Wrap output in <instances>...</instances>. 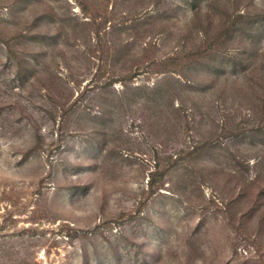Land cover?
<instances>
[{
  "label": "rangeland",
  "instance_id": "374dc122",
  "mask_svg": "<svg viewBox=\"0 0 264 264\" xmlns=\"http://www.w3.org/2000/svg\"><path fill=\"white\" fill-rule=\"evenodd\" d=\"M0 264H264V0H0Z\"/></svg>",
  "mask_w": 264,
  "mask_h": 264
},
{
  "label": "trees",
  "instance_id": "16d2710c",
  "mask_svg": "<svg viewBox=\"0 0 264 264\" xmlns=\"http://www.w3.org/2000/svg\"><path fill=\"white\" fill-rule=\"evenodd\" d=\"M186 1H187V0H186ZM211 2H212V1H211ZM213 2H214V1H213ZM233 22H234V21H233ZM233 22H232V23H233ZM153 88H154V87H153Z\"/></svg>",
  "mask_w": 264,
  "mask_h": 264
}]
</instances>
